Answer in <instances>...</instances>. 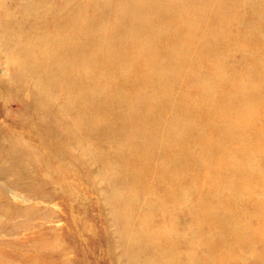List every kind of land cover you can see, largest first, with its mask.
<instances>
[{"label": "bare ground", "instance_id": "bare-ground-1", "mask_svg": "<svg viewBox=\"0 0 264 264\" xmlns=\"http://www.w3.org/2000/svg\"><path fill=\"white\" fill-rule=\"evenodd\" d=\"M0 45L71 144L113 141L126 264H264V0H0Z\"/></svg>", "mask_w": 264, "mask_h": 264}, {"label": "rangeland", "instance_id": "rangeland-1", "mask_svg": "<svg viewBox=\"0 0 264 264\" xmlns=\"http://www.w3.org/2000/svg\"><path fill=\"white\" fill-rule=\"evenodd\" d=\"M21 1L7 0L13 7ZM8 57L0 45V80L6 81L0 82V139L19 147L16 161L8 154L0 159V263L27 256L36 264H126L112 205L133 192L121 190L109 198L107 176L115 172L111 162L117 156L113 141L101 142L99 133L89 130L82 149L71 144L66 124L73 120L60 116L66 115L67 93L34 103L41 89L30 76L13 79L9 68L16 66L6 63ZM76 107L70 114H84ZM244 254L246 264H259L250 261L259 255Z\"/></svg>", "mask_w": 264, "mask_h": 264}]
</instances>
